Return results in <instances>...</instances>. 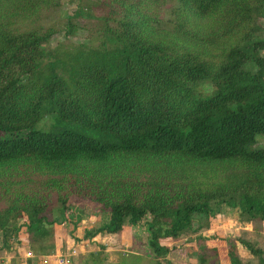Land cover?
<instances>
[{
  "label": "trees",
  "instance_id": "16d2710c",
  "mask_svg": "<svg viewBox=\"0 0 264 264\" xmlns=\"http://www.w3.org/2000/svg\"><path fill=\"white\" fill-rule=\"evenodd\" d=\"M69 1L75 13L55 28L43 13L68 0H0L3 249L55 252L78 197L104 216L86 239L143 228L148 264H171L166 241L210 229L225 207L253 226L214 237L231 241L228 264H245L237 242L264 264V0H101L97 45L51 47L95 14ZM166 1L174 25L160 18ZM105 249L83 264L144 262H108Z\"/></svg>",
  "mask_w": 264,
  "mask_h": 264
},
{
  "label": "rangeland",
  "instance_id": "374dc122",
  "mask_svg": "<svg viewBox=\"0 0 264 264\" xmlns=\"http://www.w3.org/2000/svg\"><path fill=\"white\" fill-rule=\"evenodd\" d=\"M94 1V4H93ZM101 0H85L84 5H92V10L94 11L93 18L90 17H80L78 19L73 20L78 24V30L75 34L65 37L63 34H56L53 36L51 41V47H57L59 44L63 43V47H68L71 44L75 43H83L89 42L91 45H97L100 42V35L102 29L104 27L103 21L101 19V15L104 13L103 9L97 2ZM79 2L69 1L65 2V6L58 9H46L43 13V25L45 26H53L55 28H61L66 25L70 16H73L75 13ZM176 4L170 1H166L160 4V18L165 22H171L174 25V15L172 14V10L175 8ZM168 19H172L171 21ZM28 23V21H23L22 26ZM259 23L264 26V20L260 19ZM201 91L211 96L216 92V87L212 84H203L201 86ZM50 123V121H48ZM256 148L264 147V136H259L258 141L255 145ZM70 203L73 208H71L68 213L71 218V222L65 224H56V237H58L59 233H63L67 238H69L71 234V230L73 225L84 226L85 229L88 226H91L87 222L86 224H82V219H93L98 217L101 221L104 219L103 214H99L100 208L98 205L89 200H83L78 197H71ZM7 205V202L1 198L0 196V208H3ZM58 203L54 205V209H58ZM225 208V207H224ZM223 208V213L220 210L218 214H215L211 217V227L210 229L203 231L199 234H190L186 236L180 241H166L168 245L172 248L177 245L178 247L175 250L171 251L168 255L167 259L163 258V262H167V260L171 261V264H199L202 261L203 264H228L229 259H227L228 251L230 250V240L219 241L215 236L220 238H227L228 236H232L233 234H240L244 230L253 231L252 224L243 223L238 220L236 217L238 216L235 211L225 210ZM76 212V214L74 213ZM79 217L81 220L76 221ZM22 220V219H21ZM100 221V222H101ZM14 222V221H12ZM10 222V223H12ZM99 221H97L98 223ZM99 222V223H100ZM96 223V224H97ZM98 223V224H99ZM92 228V227H91ZM87 229V230H93ZM262 234L263 236L259 237V241L264 244V222L261 224ZM252 233V232H251ZM85 232L80 236H85ZM228 237V238H229ZM247 238L258 239L257 233L247 234ZM245 237V238H246ZM65 238V237H64ZM231 239V238H229ZM96 244H95V243ZM108 244L101 243L99 241H90V243L79 242V246L73 245L74 249H68V243L64 241L63 249L61 250V255L64 257L57 256L59 252H53L52 254L57 256L54 257L55 264H83V260L94 251H99L100 246L104 245L106 247L105 252L107 256L108 262L120 263L122 260V256L132 252H138L143 256L142 264H148L151 260L147 256L148 248H147V234L144 232L143 228L139 230H135L131 224H126L123 231L118 235H112L111 238L107 241ZM220 242V243H219ZM77 245V244H76ZM84 245V247H83ZM238 253L242 256V259L245 264H260L259 260L248 251L242 244L238 243ZM3 232L0 231V264H18L22 263L23 260H29L26 258V251L22 248H17V250L11 249H3ZM72 251H75V256H70ZM51 255V254H50ZM148 258H147V257ZM60 259V261H59ZM39 261L38 259H35ZM44 261V260H43ZM32 264H37V262H33Z\"/></svg>",
  "mask_w": 264,
  "mask_h": 264
},
{
  "label": "crops",
  "instance_id": "0c3cea01",
  "mask_svg": "<svg viewBox=\"0 0 264 264\" xmlns=\"http://www.w3.org/2000/svg\"><path fill=\"white\" fill-rule=\"evenodd\" d=\"M70 217V216H69ZM92 222V223H89L91 226H88V227H86L85 229L83 228L84 226H81V224L80 225H76V224H74L73 225V228H72V232H71V234H70V236H69V238H67L63 233H59L58 234V237H57V249H56V252H59V254L61 253V250L63 249L62 247H63V243H64V241L65 242H67L68 243V249H71V248H73L74 246L73 245H75V247L76 246H79V242H82V244L83 243H90V241L92 240V241H99V242H101V243H104V244H108V240L111 238V236L112 235H118V234H106V235H104V234H99V235H97V236H95V237H93V238H85V236H83L82 235V237L80 236L82 233H86L87 232V229H92V228H98V227H100L101 226V224H102V221H101V219L100 218H98V217H96V218H94V220L93 219H90V218H87V219H82L81 220V223L82 224H86L87 222ZM97 221H101L99 224L97 223ZM69 222H66L65 224H68ZM97 223V224H96ZM63 225V224H62ZM92 227V228H91ZM65 237V238H64ZM95 243V242H94ZM77 244V245H76ZM96 244V243H95ZM83 247H84V245H83ZM26 251V253H27V250H25ZM58 256V255H57ZM57 256H55V255H53V254H49V255H44V256H41V257H36V256H26V258H28V259H32V261L33 262H37V264H55V262H54V257H57ZM35 259H38L39 261H37V260H35ZM44 260V261H43ZM18 264H28V260L26 261V260H23L22 261V263H19V260H18Z\"/></svg>",
  "mask_w": 264,
  "mask_h": 264
},
{
  "label": "built area",
  "instance_id": "2783aa9c",
  "mask_svg": "<svg viewBox=\"0 0 264 264\" xmlns=\"http://www.w3.org/2000/svg\"><path fill=\"white\" fill-rule=\"evenodd\" d=\"M73 249H74V248H73ZM73 249L71 248L70 250H73ZM72 252H73V253H71L69 257H71V256H72V257L75 256V253H76V252H75V251H72ZM26 255H28L29 257H30V256H33V254H32L31 252H27ZM58 256H59V258H60V257H64V256L61 255V254H59ZM59 261H60V259H59Z\"/></svg>",
  "mask_w": 264,
  "mask_h": 264
}]
</instances>
